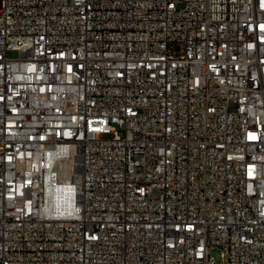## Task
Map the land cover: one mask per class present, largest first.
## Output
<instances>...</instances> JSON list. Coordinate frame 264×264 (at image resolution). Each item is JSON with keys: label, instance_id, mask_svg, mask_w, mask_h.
Masks as SVG:
<instances>
[{"label": "built area", "instance_id": "obj_1", "mask_svg": "<svg viewBox=\"0 0 264 264\" xmlns=\"http://www.w3.org/2000/svg\"><path fill=\"white\" fill-rule=\"evenodd\" d=\"M0 264H264V0H0Z\"/></svg>", "mask_w": 264, "mask_h": 264}, {"label": "bare ground", "instance_id": "obj_2", "mask_svg": "<svg viewBox=\"0 0 264 264\" xmlns=\"http://www.w3.org/2000/svg\"><path fill=\"white\" fill-rule=\"evenodd\" d=\"M76 175L80 174V168L79 170H76ZM78 177H73L71 180H65L64 184L58 188V202L60 206H63L65 203L69 204L70 201H73L75 199V194L77 192L76 190V184L74 183L75 180H77Z\"/></svg>", "mask_w": 264, "mask_h": 264}, {"label": "rangeland", "instance_id": "obj_3", "mask_svg": "<svg viewBox=\"0 0 264 264\" xmlns=\"http://www.w3.org/2000/svg\"><path fill=\"white\" fill-rule=\"evenodd\" d=\"M10 57H16L17 56V52L15 51H10L9 52ZM74 164H75V168L76 170H79L80 166H79V160L78 157L74 158Z\"/></svg>", "mask_w": 264, "mask_h": 264}]
</instances>
